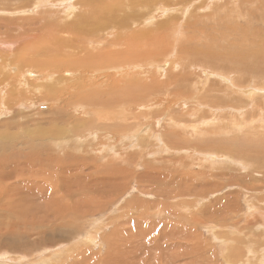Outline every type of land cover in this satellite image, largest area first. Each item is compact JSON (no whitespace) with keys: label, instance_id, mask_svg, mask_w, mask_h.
Here are the masks:
<instances>
[{"label":"rangeland","instance_id":"1","mask_svg":"<svg viewBox=\"0 0 264 264\" xmlns=\"http://www.w3.org/2000/svg\"><path fill=\"white\" fill-rule=\"evenodd\" d=\"M40 1L0 2V46L2 47L1 42L12 44L4 50V53H2L3 49H0V76H4V79L0 77V101L2 100L0 109L3 110L2 112L0 110V163L8 166L19 162L23 167L29 163V157L37 161L35 158L38 154L41 153L45 158L47 155L48 159L53 160L48 162L47 166H40L41 169L38 167L37 169L45 170L53 178V181L49 178L53 186L59 185L58 191L53 190L55 199L52 197V200H46L39 195L35 197L31 193L33 198L29 194V197L25 195L26 198L23 196L24 199L21 197L19 200H27L25 203L34 201L32 205H44V203L46 205V201L58 200L60 207L68 202L71 204L73 201L70 206H64L66 209L75 207V201L84 200L88 204L91 202V205L83 207L89 210H86L84 213L86 216L80 219L66 215L62 223L52 221L50 225L43 223L42 227H31V225L19 227L17 230L20 235L16 237V240L30 237V239L35 238L40 244L37 247L26 245L22 248L17 245L11 247L0 245L1 249L8 252V255H4L5 257H0L3 258L0 259V264L233 263L230 259L231 248L221 252L224 240L232 243L235 264L244 260L245 248H252L254 253L250 264H264L263 261L257 262L261 254L264 256V94L252 97L251 95L242 96L235 89L253 87L264 90V0H129L139 2L146 10L151 11L153 10L152 2L155 1L162 5L159 11L161 9L166 11L164 15L156 18L157 20L152 18L150 27L155 29L156 36L152 35V37H156L155 46L157 45L156 48L159 49L156 65L163 68V73L151 68L143 70L145 75L142 77L148 74L147 79L141 80L138 86L140 79H137L136 83L134 80L129 82L128 79L122 81L120 73L116 75L118 73L109 72V84L102 78L101 81L97 80L101 83L102 88L98 87L100 89L89 88L95 78L86 76L85 70L80 68L76 70L72 65H68L69 67L65 65L66 67L63 68L58 66L60 59L56 54L59 50L58 44V46L54 44L55 49L49 50L51 52L48 57L44 56L46 53L44 46L39 49L32 48L33 45L37 46L36 41L33 42L34 36L41 37V41L46 42L43 36L47 35L46 29L50 22H62L67 28V25L74 22L73 17L78 14L77 10H71V8L79 0ZM123 2L127 3L128 0ZM58 11H61L63 15ZM69 12L71 13L68 15ZM47 22L49 23L46 26ZM161 23L165 24L162 29ZM169 27L173 30L171 31ZM95 45L96 43L93 44ZM31 48L37 52L32 53L33 51L29 50ZM25 51L29 53L26 59L23 57ZM77 51L78 49L73 56L81 66L80 60L83 55L78 54ZM28 57L32 60L31 62ZM33 60L38 63V66L33 63ZM52 60L55 62L52 63ZM39 62H42V66L47 69L41 68ZM165 62L169 65L167 66ZM51 63L54 65L52 66ZM47 71L51 75L46 73ZM28 72L35 75L27 76ZM65 72H69L70 77ZM168 75L171 77L172 86L168 82ZM172 77L184 79L180 81L181 87L179 86L178 90L185 94L189 102L185 101V96L180 95L173 99L178 90L174 88L172 82H175V79ZM19 81L25 84L20 85ZM127 81L129 83H125ZM16 82L18 84L14 86ZM57 83H61L60 96L62 92V96H66L63 98L67 101L65 102L71 104L68 114L63 119L55 118L56 109L63 114L65 112L64 106L62 109L55 107V103H58L55 102L57 94H59ZM88 83L90 85L86 86ZM10 85V88L16 90L15 92L13 90L10 92L8 89ZM83 89L85 93L77 92ZM145 89L149 91L147 94L144 93ZM110 90L128 94V98L133 96L138 103L153 104L146 106L145 110L134 108L132 112L125 113L126 130H118L117 127L108 130V134H111L110 136L114 139L112 141L109 135H105L106 130H92L98 122L99 128L104 129L99 120H102V125H107V121L111 125L115 122L119 123L116 112H121V108L118 107L115 97L111 95L113 92L108 94ZM66 91L78 95L70 96ZM134 91L136 93H132ZM16 92L19 93L14 94ZM107 94L111 96L108 97ZM90 95L97 98L99 96V98L91 101ZM48 96L50 100H46ZM23 98L28 99L22 106L17 105L16 100ZM27 101L30 103L28 104ZM9 102L10 105H8ZM74 103L80 107L74 108ZM91 103H94L93 105L102 103V108L94 106L98 108L96 110ZM31 104L34 106L32 107ZM109 105L111 114L107 112ZM7 107L11 109V112L5 111ZM23 109L25 111H21ZM109 115L115 117L109 120ZM97 116H99L98 121ZM154 120L159 122L157 128L150 126L151 122L154 127ZM9 125L18 127L8 130ZM181 126H186V129L182 130ZM132 127H135L136 132L131 129ZM31 131L33 135L30 134V136H34V139L29 137ZM48 132H55L56 135L51 136ZM95 132L100 133L92 140L84 141L83 137L80 143L78 136ZM5 133L8 135L3 136ZM34 133L37 135L35 136ZM119 135L123 137L121 141H118ZM153 135L158 139H152ZM128 138L132 140L129 139V141ZM29 141L35 143L36 145H33L36 148L30 149ZM54 141L56 144L53 143ZM15 143H17V146H14L16 149L12 146ZM41 145L44 146L41 148ZM137 146L146 147L141 156L138 155L140 153L137 152ZM92 149L97 151V154H90ZM15 150L23 151V157L19 160H15L18 156ZM114 150H118L123 159L125 157L124 164L118 162L119 157L111 158ZM2 153L4 154L1 156ZM125 154L130 156L131 161ZM208 155L215 156L216 159L208 157L205 161L204 157ZM253 156L256 160L252 158ZM137 162L140 166H132ZM28 170L23 167L24 173ZM29 173L27 172L26 175L29 176ZM100 178L104 181L111 180L119 191L104 193L106 195H100L93 201L88 192H91L93 196L98 195L99 192L102 193L96 188V182ZM0 187H2L1 183ZM61 192L65 193L64 196ZM73 196L75 199L72 198ZM136 199L141 203L137 210H133L134 208L128 205ZM104 201L108 203L100 205ZM57 203L53 209L47 211L49 214L57 208ZM77 207H79L78 204ZM93 207H96L98 211ZM100 207L105 209V213L89 215L92 211V215L97 214L101 210ZM34 214L40 217L39 213ZM93 219L101 226V229L97 231L93 229L91 237L94 238V244L92 242L76 244L75 242L83 239L84 235L81 236V234L89 230L88 224ZM57 230L70 231L73 236L63 239H52L53 237L48 236L44 240L40 237L44 233L50 235ZM0 236L4 235L0 234ZM57 240L61 241L57 242ZM223 247H225L224 244ZM13 250L19 254L11 253ZM23 256L24 258H19ZM7 259L10 261L6 262Z\"/></svg>","mask_w":264,"mask_h":264},{"label":"bare ground","instance_id":"2","mask_svg":"<svg viewBox=\"0 0 264 264\" xmlns=\"http://www.w3.org/2000/svg\"><path fill=\"white\" fill-rule=\"evenodd\" d=\"M15 1H20V0H0V2H15ZM40 1V0H39ZM55 1H58V0H55ZM156 1V0H155ZM153 1L152 2V8L153 10H146L143 5L139 2H135V1H129L126 3V2H123V0H79L78 2L74 3L73 7L71 8V10L75 9L77 10L76 12H78V14L76 16H74V20L72 19V21H76L74 24H69L67 25V28L66 26L62 23V22H56L54 21L53 22H47L46 23V26L48 24V28L46 29V33L47 35L44 37L43 36V40H46V42L44 41H41V37L40 38H37V36H34L32 37L34 39L33 42L36 41V45H33L32 48H40L41 46H44L46 48V53L44 56H47L48 57V54L51 52L49 51L50 49H53L54 47V44H58L59 45V50H55L57 51L56 54L58 55V57L60 58L58 63L60 67H66L68 65H72L74 68H76V70H85L86 71V76H89V78H95L94 79V82L92 84L91 87H89L90 89H100L102 87H100L101 83L100 82H97L98 79H100L101 81V78L103 81H106L108 82V77H110L108 75L109 72H114L113 74L115 73H118L116 75H119V73L121 74L122 76V81H125L126 79L129 80H134L135 83H136V80L137 79H140L138 82V86H140L139 84H141V80L142 81H145L144 79H147L146 76L145 77H142L145 75V72L143 70H146L147 68H151V69H154L155 71H158L160 70L162 72L163 68L159 65H156V61H157V52L159 49L156 48L155 44H157V41H156V37H152V35H155V29L153 28H150L152 26L151 24V19L153 18L154 20L156 18H158L159 16L161 17V15H164V13L166 11H164L165 9H161L159 11L160 8H162V5L158 4L157 2ZM41 2V1H40ZM64 2V1H63ZM148 2V1H147ZM150 2V1H149ZM155 2V3H154ZM72 4V2H70ZM38 4V3H37ZM41 4V3H40ZM148 6V5H147ZM66 7V6H65ZM155 10V11H154ZM57 12V11H56ZM62 13L64 12L62 10L61 11H58V13ZM67 12V11H65ZM73 12V11H71ZM69 12L68 15L71 13ZM50 13V12H49ZM52 14V13H51ZM57 14V13H55ZM74 14V12H73ZM76 14V13H75ZM46 15V13H45ZM49 15V14H48ZM63 15V13L61 14ZM61 15H59V17L61 18L62 20V17ZM50 16V15H49ZM48 16V17H49ZM55 16V15H54ZM66 16V15H65ZM71 16V15H70ZM45 17V16H44ZM69 17V16H68ZM68 19V18H67ZM65 19V20H67ZM60 20V19H59ZM70 20V19H69ZM157 20V19H156ZM45 21V20H44ZM53 21V20H52ZM71 23V21H68ZM35 23V22H34ZM160 24V23H159ZM155 26V25H153ZM165 24H162L161 23V29L164 28ZM134 27V28H133ZM169 29L172 31L173 29H171V27H169ZM167 31V30H166ZM177 32V31H176ZM168 33V32H167ZM8 34V33H7ZM169 34V33H168ZM172 35V34H171ZM175 35V34H174ZM42 36V35H41ZM66 37V38H65ZM178 38V37H177ZM154 40V41H153ZM21 41V40H20ZM76 42V44H75ZM2 43V47L0 46V49H3L2 53H4V50L8 48V46L10 47L11 45L8 43V42H5V44ZM26 43V42H25ZM95 46H93V44H95ZM24 44V43H23ZM162 44V43H161ZM30 45V44H29ZM40 45V46H39ZM55 45V47H57ZM93 46V47H90V46ZM24 46V45H23ZM31 46V45H30ZM23 48V47H22ZM28 48V47H27ZM29 49L30 51H33L32 53L34 52H37L34 50ZM55 49V48H54ZM76 49H78L77 52H79L78 54H82L81 55V60H80V64L81 66L78 65V63L75 61L74 59V56L73 54L76 53ZM11 50V49H10ZM9 50V51H10ZM26 50V48H25ZM28 50V51H29ZM95 50V51H94ZM24 51V49L22 50ZM29 51V52H30ZM53 51V52H55ZM15 52V51H14ZM13 52V53H14ZM11 53V52H10ZM6 54V53H5ZM23 54V53H22ZM115 54V55H113ZM26 55H29L28 52L25 51L23 57L24 59H26ZM76 55V54H75ZM161 55V54H160ZM77 58V57H76ZM2 59V58H1ZM29 59V57H28ZM52 59H55V58H52ZM4 60V59H3ZM2 60V61H3ZM23 60V59H22ZM21 60V61H22ZM30 60V59H29ZM7 61V59H6ZM32 60H30L29 62H31ZM45 61V60H44ZM52 63H54L55 61H51ZM79 62V61H78ZM9 63V62H8ZM26 63V62H25ZM33 63H35V65L38 66V63L37 62H34L33 60ZM41 63V64H40ZM48 63V62H47ZM51 63V64H52ZM166 63V62H165ZM39 64L42 66V62H39ZM46 64V63H45ZM56 64V63H55ZM158 64V63H157ZM24 65V63H23ZM32 65V64H30ZM29 65V66H30ZM39 65V66H40ZM54 64H52L53 66ZM66 65V66H65ZM166 65L168 66L169 64L166 63ZM34 66V65H33ZM36 67V66H35ZM57 67V65H56ZM69 67V66H68ZM32 68V66H31ZM41 68H44V69H47L45 67H41ZM72 68V71H74ZM59 69V68H58ZM50 70V69H49ZM54 70V69H53ZM57 70V69H56ZM67 70V69H66ZM141 70V71H140ZM169 70V69H168ZM143 71V72H142ZM49 71H47L46 73H48ZM55 72V71H54ZM57 72V71H56ZM150 72V71H148ZM165 72V71H164ZM52 73V72H51ZM59 73V72H58ZM63 73V72H62ZM74 73V72H73ZM83 73V71H82ZM85 73V72H84ZM163 73V72H162ZM171 73V72H170ZM183 73V72H182ZM9 74V73H8ZM49 74V73H48ZM56 74V73H55ZM66 75H68L70 77V73L69 72H65ZM165 74V73H164ZM4 75V74H3ZM23 75V74H22ZM30 75V76H34L35 74L31 73V72H28L27 73V76ZM51 75V74H49ZM60 75V74H59ZM175 75V74H174ZM24 76V75H23ZM55 76V75H54ZM75 76V75H73ZM85 76V77H86ZM169 76V75H168ZM167 76V79H168V82L169 84L172 86L171 84V77ZM178 76V75H176ZM188 76V75H187ZM2 77V76H0ZM4 77V76H3ZM2 77V78H3ZM55 77H59L58 75L55 76ZM66 77V76H64ZM83 77V76H82ZM154 77V76H153ZM21 78H23L21 76ZM54 78V77H52ZM71 78H72V75H71ZM75 78V77H73ZM166 78V77H165ZM173 78V77H172ZM4 79V78H3ZM19 79V78H18ZM65 79V78H64ZM70 79V78H69ZM116 79V78H115ZM150 79V78H148ZM173 79H175V82H172L174 84V88L176 87L177 90L179 89V86L181 87V83L180 81H184L183 78H178V77H174ZM186 79V78H185ZM7 80V79H6ZM9 80V79H8ZM7 80V81H8ZM20 80V79H19ZM24 80V79H23ZM57 80V78H56ZM84 80V79H83ZM152 80V79H151ZM150 80V81H151ZM156 80V79H155ZM1 81V80H0ZM21 81V80H20ZM20 85H24L25 83H21L23 81H21ZM31 81V80H30ZM52 81V80H51ZM62 81V80H61ZM66 81V80H65ZM72 81V80H71ZM91 81V79H90ZM121 81V82H122ZM125 82V83H129V82ZM133 81V82H134ZM147 81V80H146ZM8 82H12L11 80H9ZM49 83V82H47ZM51 83V82H50ZM62 83V82H61ZM61 83H57V88H58V93L57 94V98H56V101L55 102H58V103H55V107L56 108H61L64 106V114L62 111H59L56 109L55 111V118H62L64 116H66L68 114V109L70 108L71 104H67L66 100H64L63 98L66 96H62L63 93L61 92V96H60V89L59 87L61 86ZM85 83V81H84ZM112 82H110L111 84ZM132 83V82H131ZM155 83V82H154ZM18 83L16 82V84H14V86H16ZM28 84V83H27ZM67 84V83H66ZM72 84V83H71ZM75 84V83H74ZM109 84V82L107 83ZM106 84V86H107ZM149 84V83H148ZM90 84L88 83L86 86H89ZM112 85V84H111ZM130 85V84H129ZM143 85V84H142ZM146 85V84H144ZM158 85V84H157ZM156 85V86H157ZM184 85V84H183ZM13 86V85H12ZM52 86V85H51ZM81 86V84H80ZM79 86V87H80ZM153 86V85H152ZM162 87H165V85L163 86L161 84ZM160 86V87H161ZM11 85L9 86L8 89H10V92L11 90H15V89H12L10 88ZM26 87V86H25ZM29 87V86H28ZM31 87V86H30ZM42 87V86H41ZM50 87V86H49ZM84 87V86H83ZM100 87V88H98ZM107 87H110L109 85ZM117 87V86H116ZM128 87V86H127ZM147 87V85H146ZM155 87V86H154ZM5 88V89H7ZM15 88V87H14ZM27 88V87H26ZM81 88V87H80ZM132 88V87H130ZM138 88V87H137ZM159 88V87H158ZM186 88V87H185ZM20 89V88H19ZM35 89V88H34ZM48 89V88H47ZM64 89V88H63ZM79 89V88H78ZM110 89H112V87H110ZM155 89V88H154ZM157 89V88H156ZM195 89V88H193ZM237 89L236 92L240 95H245V96H248V95H251V97L253 95H260V94H264V90H262L261 88H253V87H247V88H235ZM24 90V89H23ZM32 90V89H31ZM37 90V89H36ZM42 90V89H41ZM76 90V89H75ZM122 90V89H120ZM133 90H136V89H133ZM138 90V89H137ZM153 90V89H152ZM184 90V89H183ZM189 90V89H188ZM192 90V89H191ZM7 91V90H6ZM16 91V90H15ZM14 91V92H15ZM26 91V90H25ZM34 91V90H33ZM46 91V90H44ZM43 91V92H44ZM49 91V90H48ZM85 89L81 90V91H78L77 92H84ZM102 91V90H101ZM104 91V90H103ZM115 91V89H114ZM126 91V90H125ZM129 91V90H128ZM143 92V90H141ZM147 91L148 89H145V94H147ZM156 91V90H155ZM161 91V90H160ZM182 91V90H181ZM39 92V91H38ZM86 92H88V90H86ZM113 91L110 90V93H112ZM117 92H118V89H117ZM117 92H113L111 95H113V98L115 97V101L118 102V107L121 108V112L117 111V115L118 116V121L119 123L116 124L117 122H115L113 125L111 124H108V121H107V125H102L103 122L102 120H99L100 123H101V127L103 126L104 129H100L99 127V122L96 124V126L92 129V130H106L105 132V135H109V139L112 141L114 140L110 135L111 134H108L109 133V129L112 128V127H117L116 129L118 130H126L125 126H126V122L124 121L126 119V117L124 116L125 113L127 114L128 111L132 112V110L134 108H139V109H143L145 110L146 109V106H151L153 104H149L147 105V103H144L143 102H140L138 103V100L135 99V97H130L128 98V94H125V93H117ZM149 92V91H148ZM188 92V91H187ZM19 92H16L14 94H17ZM25 93V92H24ZM29 93V92H28ZM46 93V92H44ZM55 93V92H54ZM57 93V92H56ZM66 93H69L70 96H72L73 93H70L69 91H66ZM64 93V94H66ZM85 93V92H84ZM92 93V92H91ZM89 92V94H91ZM104 93H106L104 91ZM127 93V92H126ZM132 93H136L135 91L132 92ZM5 94V93H4ZM30 94V93H29ZM28 94V95H29ZM38 94V93H37ZM77 94V93H76ZM75 93L73 94L74 97H76ZM89 94H87L89 96ZM94 94V93H92ZM107 94V95H108ZM131 94V93H130ZM153 94V93H152ZM151 94V95H152ZM40 95V94H39ZM46 95V94H45ZM44 95V96H45ZM104 95V94H103ZM111 95H108V97H110ZM141 95V94H139ZM154 95V94H153ZM185 96V94H183L182 92H180L178 90L176 96H173V99L174 97H177V96ZM6 96V95H4ZM8 96V95H7ZM52 96V94H51ZM56 96V95H55ZM92 98L91 101H94L97 97L93 96V95H90ZM105 96V95H104ZM19 97V96H18ZM28 97V96H27ZM49 97V96H48ZM68 97V95H67ZM87 97V96H86ZM102 97V95H101ZM107 97V96H106ZM153 97V96H152ZM7 98V97H6ZM17 98V97H16ZM25 98V97H24ZM17 99L16 100V103L17 105H23V103L26 102V100L28 99ZM82 98V97H80ZM99 98V96H98ZM97 98V99H98ZM144 98V97H143ZM150 98V97H149ZM185 98V101L186 102H189L187 99H186V96L184 97ZM33 99V98H31ZM44 99V98H43ZM46 99V98H45ZM50 100L51 98H47L46 100ZM55 99V98H54ZM77 99V98H76ZM89 99V98H88ZM147 99V97H146ZM168 99V98H167ZM15 100V99H14ZM69 100V99H67ZM81 100V99H80ZM102 100V99H101ZM153 100V99H152ZM151 100V101H152ZM2 101V100H1ZM0 101V102H1ZM8 101V100H7ZM31 101V100H30ZM39 101V100H38ZM52 101V100H51ZM66 101V102H65ZM110 101V100H109ZM11 102V101H10ZM10 102L8 105H10ZM13 102V101H12ZM28 102V101H27ZM41 102V101H40ZM43 102V101H42ZM49 102V101H48ZM73 102V101H72ZM89 102V100H88ZM97 102V100H96ZM116 102V103H117ZM150 102V101H149ZM153 102V101H152ZM151 102V103H152ZM158 102V101H157ZM161 102V101H160ZM15 103V102H14ZM30 102H28L29 104ZM80 103V102H79ZM107 103V102H106ZM115 103V102H114ZM112 103V104H114ZM27 104V103H26ZM37 104V103H36ZM35 104V105H36ZM87 104V103H86ZM92 105L94 103H91ZM90 104V105H91ZM74 108L75 106H77V108H79L80 106L77 104V103H74ZM81 105V104H80ZM198 105V104H197ZM202 105V104H201ZM20 106V107H21ZM32 106V104H31ZM34 106V105H33ZM32 106V107H33ZM83 106V105H82ZM94 106H97L99 108H102V103L99 104V105H93ZM168 106V105H167ZM165 106V107H167ZM4 108H6L5 106H3ZM2 107V108H3ZM14 107V106H13ZM84 107V106H83ZM114 107V106H113ZM117 107V108H118ZM162 107V106H161ZM201 106H199L200 108ZM3 108V109H4ZM18 108V107H17ZM24 108V106H23ZM76 108V109H77ZM88 108V107H86ZM85 108V109H86ZM92 109V107H90ZM95 108V107H94ZM108 110V114H111L110 111L111 109V106H107ZM164 108V107H163ZM204 108V107H203ZM89 109V108H88ZM96 110H98V108H95ZM170 109V108H169ZM206 109V108H205ZM1 110V109H0ZM11 109H9L7 107V109H5V111H7L8 113L11 112L10 111ZM20 110V108H19ZM79 110V109H78ZM81 110V109H80ZM142 110V111H143ZM3 110H1L2 112ZM21 111H25L24 109L21 110ZM28 111V109H27ZM86 112V110H84ZM93 111V110H92ZM103 112V110H101ZM116 111V110H115ZM140 111V110H139ZM91 112V111H89ZM96 112V111H95ZM100 112V111H98ZM18 113V112H17ZM72 113V112H70ZM69 113V114H70ZM78 113V112H77ZM98 113L96 112V115ZM104 114V112H103ZM153 114V113H151ZM72 115V114H71ZM74 115V114H73ZM142 115V113H141ZM150 115V114H149ZM1 116V115H0ZM87 116V115H86ZM91 116H92V113H91ZM90 116V117H91ZM95 116V115H94ZM107 116V115H106ZM109 120H112L113 117H115L114 115H109ZM20 117V116H19ZM77 117V116H76ZM98 117L97 116V121H98ZM125 117V118H124ZM148 117V116H147ZM15 118V117H14ZM78 118V117H77ZM92 118V117H91ZM96 118V117H95ZM102 118V117H101ZM144 118H146L144 116ZM193 118V117H192ZM16 119V118H15ZM45 119V118H44ZM94 119V118H93ZM104 119V118H103ZM153 119V118H152ZM194 119H197V118H194ZM17 120V119H16ZM69 120V119H68ZM79 120V119H78ZM144 120V119H143ZM148 121H150L148 118H147ZM161 120V119H160ZM58 121V120H57ZM96 119L94 120V123H95ZM145 121V120H144ZM147 121V122H148ZM196 122V120H194ZM4 122V121H3ZM63 122V121H62ZM86 122V121H85ZM105 122V120H104ZM146 122V123H147ZM173 122V121H172ZM1 123V122H0ZM48 123V122H47ZM70 123V122H69ZM159 122H156L154 120V127L152 125V123L150 122V126L152 128H155L157 126ZM161 123V122H160ZM64 124V123H63ZM66 124H67V121H66ZM140 124V123H139ZM162 124V123H161ZM70 125V124H69ZM167 125V124H166ZM65 126V125H64ZM168 126V125H167ZM15 127H18V126H11L9 125L7 127L8 130H11V129H16ZM91 127V125H90ZM137 127V126H136ZM4 128V127H3ZM138 128V127H137ZM157 128V127H156ZM159 128V126H158ZM175 128V127H174ZM6 129V128H5ZM80 129V128H79ZM132 130L135 129V127H132L131 128ZM130 129V130H131ZM181 129H186V126H181ZM3 130V129H2ZM82 130V129H81ZM84 130V129H83ZM86 130V129H85ZM136 130V129H135ZM134 130V131H135ZM171 130V129H170ZM1 131V130H0ZM16 131V130H14ZM56 131V130H55ZM13 132V131H12ZM50 132V131H49ZM48 132V133H49ZM53 132V131H52ZM57 132V131H56ZM80 132V130H79ZM84 132V131H83ZM93 132V131H91ZM136 132V131H135ZM152 132V131H151ZM187 132V131H186ZM196 132V131H194ZM43 133H47V132H43ZM55 133V132H54ZM54 133H49L51 134V136H54L56 134ZM100 133V132H99ZM99 133L95 132V133H88L86 136H81L79 138V141L81 143L82 141V138L84 139V141L88 140V139H94L97 134L99 135ZM30 134L33 135L32 131L29 133V137H32V135L30 136ZM41 134V132H40ZM6 133L3 135L5 136ZM8 135V134H7ZM6 135V136H7ZM35 135V133H34ZM37 135V134H36ZM35 135V136H36ZM61 135V134H60ZM75 135V134H74ZM78 135V133H77ZM114 135V134H113ZM149 135V134H148ZM187 135V134H186ZM41 136V135H40ZM43 136V135H42ZM192 136L194 137L195 135H193L192 133ZM39 137V136H37ZM36 137V138H37ZM57 137V136H56ZM76 137V136H75ZM100 138V136H98ZM111 137V138H110ZM153 138L152 139H158L156 138V136H152ZM34 139V136L32 137ZM45 138V137H43ZM102 138V137H101ZM106 138V137H105ZM117 138H120V140L118 141H121V139L123 138L121 135H119V137ZM41 139V138H40ZM98 139V138H97ZM125 139H127L125 137ZM131 139V138H128V140ZM137 139V138H136ZM48 140V139H47ZM78 140V139H77ZM108 140V138H107ZM132 140V139H131ZM160 140V139H159ZM16 141V139H15ZM12 140V142H15ZM52 141V140H51ZM130 141V140H129ZM128 141V142H129ZM136 141V140H135ZM30 142V141H29ZM28 142V143H29ZM103 142V141H102ZM138 142V141H137ZM145 142V141H144ZM143 142V144H144ZM6 143V142H5ZM4 143V144H5ZM32 143V144H31ZM46 143V142H45ZM53 143L56 144V141H54ZM133 143V142H132ZM30 146L29 148L30 149H33L34 145H36L35 143L33 142H30L29 143ZM34 144V145H33ZM109 144V143H108ZM111 144V142H110ZM109 144V145H110ZM126 144V143H125ZM129 144V143H128ZM136 144V143H135ZM157 144V143H156ZM194 144V143H193ZM19 145V144H18ZM63 145V144H62ZM83 145V144H82ZM123 145V144H121ZM131 145V144H130ZM138 145V143H137ZM146 145V144H145ZM192 145V144H191ZM13 147L14 146H17V143L13 144L12 145ZM11 146V147H12ZM42 146L44 145H41V148ZM54 146V145H53ZM60 146V145H59ZM68 146V145H67ZM125 147L127 146L124 145ZM123 146V147H124ZM12 147V148H13ZM92 147V146H91ZM104 147V146H103ZM108 147V146H107ZM204 147V145L202 146ZM15 148V147H14ZM28 148V149H29ZM36 148V147H34ZM40 148V149H41ZM85 148V147H84ZM105 148V147H104ZM114 148H116L114 146ZM137 152H139L140 154H138L139 156L142 155V152L144 153L146 150V147H140V146H137ZM208 148V146L206 147ZM16 149V148H15ZM19 149V148H18ZM39 149V151H40ZM60 149V148H59ZM103 149V148H102ZM124 149V148H123ZM8 150H11V149H8ZM13 150V149H12ZM11 150V151H12ZM76 150V149H74ZM87 150V149H86ZM104 150V149H103ZM122 150V149H121ZM129 150V149H127ZM164 150V149H163ZM205 151V148L203 149ZM61 151V149H60ZM63 151V149H62ZM68 151V150H67ZM70 151V150H69ZM136 151V150H135ZM9 152V151H7ZM23 152V151H22ZM19 150H15V154L18 155L17 158H15V160H19V158L23 157V153ZM36 152V151H35ZM42 152V151H41ZM57 152V151H56ZM72 152V151H71ZM126 152V151H124ZM11 153V152H10ZM64 153V152H63ZM93 153V154H97V151L95 152L94 149H92L90 151V154ZM100 153V151H99ZM128 153V152H127ZM133 153V152H132ZM131 153V154H132ZM192 153V152H190ZM4 153L1 154V156L3 155ZM59 154V153H57ZM70 154V153H69ZM112 154V153H111ZM135 154V153H134ZM132 154V155H134ZM25 155V154H24ZM37 155V154H36ZM75 155V154H74ZM127 155V154H125ZM30 156V155H29ZM42 156V157H41ZM97 156V155H96ZM124 156V155H123ZM128 156V155H127ZM7 157V156H6ZM4 157V158H6ZM28 157V155H27ZM34 157V156H33ZM65 157V156H64ZM95 157V156H94ZM119 157V158H118ZM130 156L127 157V159L129 158ZM204 157V156H203ZM210 157V159L214 158L216 159L215 156H212V155H208L206 157H204V160H208L206 158ZM30 161L27 165H24L23 167L24 168H28L29 170L26 171L25 173L23 172V167L21 166V164L19 162H17V164H13L12 161H11V164L13 165H2V163H0V165H2V167L0 168V183L2 185V187H0V234L1 235H4V236H0V245H6V246H20L21 248L22 247H26V245H29V246H32V247H37L38 244L40 243H37V240L34 238V239H30V237H24V238H21L19 241L16 240V237H19V232H18V228L21 227V226H27V225H31V227H42L44 226L43 223H46V224H51L52 221H54L55 223L59 222V223H62V220L65 219L66 215H70L71 217H75L77 219H80L86 215H84V213L86 212V210H89L88 208H83L84 206L86 205H91V202L90 204L86 203L84 200L78 202V201H75L76 202V205L75 207H71L69 209H66L64 206H70L73 201L71 202V204L68 202L66 203L65 201V205H63V202H62V207H60L59 205V201L57 203V201L55 202H51V201H46L47 204L45 205H32L34 204L33 202H27L25 203L26 201L22 200L20 201L19 199L25 195H28L27 197H29V194L30 196L32 197L31 193H33V195H39L42 197V199H46V200H49L51 199L52 200V197L54 198L53 196V190L55 189V191H58L59 190V185L57 187L53 186L51 183H50V179L51 180L53 179L52 177H50L46 172L45 170H39L37 169L40 168V166L42 167H45L47 166V163L50 161H52L51 159H48V156L46 155V158L45 156L43 157V155L38 154L37 155V158H35L37 161H34L32 159V157H29ZM68 158V157H67ZM111 158H118V162H123L124 159L122 158L121 156V153L119 152L118 153V150H114L113 152V157ZM252 158L255 159V156H253ZM257 158V157H256ZM66 159V158H65ZM113 159V161H114ZM130 159V158H129ZM128 159V160H129ZM209 159V160H210ZM49 160V161H48ZM126 160V159H125ZM134 160V159H133ZM141 160V159H140ZM256 160V159H255ZM131 161V159H130ZM9 162V161H8ZM27 162V160H26ZM37 162V163H36ZM134 162H136L134 160ZM10 163V162H9ZM53 163V162H51ZM88 163V162H87ZM129 163V162H128ZM133 163V162H132ZM79 164V163H78ZM119 164V163H118ZM124 164V162L122 163ZM63 165V164H62ZM50 166V165H49ZM132 166H135V167H138L140 166V163L137 162L136 165L134 163V165L132 164ZM41 169V168H40ZM50 169V168H49ZM61 169V168H60ZM56 170V169H55ZM112 170V169H111ZM60 171V170H59ZM27 172H30L29 176L26 175ZM47 172H48V169H47ZM58 172V171H56ZM24 173V174H22ZM49 173V172H48ZM145 174V173H144ZM148 174V173H147ZM54 175V174H53ZM103 175V174H102ZM110 176L112 174H109ZM49 176V177H48ZM52 176V175H51ZM55 176V175H54ZM61 176V175H60ZM67 176V175H66ZM108 176V175H107ZM72 177V176H71ZM102 177V176H101ZM146 177V176H145ZM74 178V177H73ZM58 179V178H57ZM103 178H100L97 180L96 182V185H97V191L99 192L101 190L102 193H98V195H91L90 193L91 192H88L90 199H92L93 201L100 197V195L102 196L104 193L108 194V193H113L115 191H119L117 190L118 187H115V185L113 184V182L110 181H104L102 180ZM55 180V178H54ZM11 181V182H10ZM34 181H38L39 183H36ZM53 181V180H52ZM56 181V180H55ZM74 181V180H73ZM9 182V183H8ZM58 182V181H57ZM56 182V183H57ZM69 182V181H68ZM77 182V181H76ZM55 183V182H54ZM59 183V182H58ZM66 184V182H63ZM62 184V183H61ZM69 184V183H68ZM76 184V183H75ZM86 184H89V183H86ZM85 185V184H84ZM83 185V186H84ZM90 185V184H89ZM80 186V185H79ZM68 187V186H67ZM76 187V186H75ZM86 187V186H85ZM88 187V186H87ZM95 187V186H93ZM125 187V186H124ZM33 188V190H32ZM70 188V187H69ZM83 188V187H82ZM121 188V187H120ZM65 189V188H64ZM86 189V188H85ZM95 189V188H93ZM68 190V189H67ZM90 191H92L91 189H88ZM104 190V191H102ZM34 191V192H32ZM54 191V192H55ZM87 191V190H86ZM85 191V192H86ZM93 192V191H92ZM166 192V191H164ZM56 193V192H55ZM60 193V192H59ZM62 193V192H61ZM65 194V193H62V195ZM72 194V192H71ZM94 194V193H93ZM104 194V195H106ZM59 195V194H58ZM73 195V194H72ZM80 195V194H78ZM77 195V197H78ZM119 195V194H118ZM162 195V194H161ZM61 196V194H60ZM64 196V195H63ZM69 196V195H68ZM18 197V199H17ZM36 197V196H35ZM105 197V196H103ZM121 197V196H120ZM164 197V196H163ZM26 198V196H25ZM33 198V197H32ZM30 198V199H32ZM74 198V196L72 197ZM24 199V198H23ZM29 199V198H28ZM36 199V198H35ZM33 199V200H35ZM39 198V200H42ZM55 199V198H54ZM75 199V198H74ZM85 199H86V196H85ZM106 199V198H105ZM169 199V198H168ZM81 200V198H80ZM173 200V199H172ZM20 201V202H19ZM84 201V202H83ZM87 201V200H86ZM111 201V200H110ZM36 202V201H35ZM42 203V202H41ZM57 203V208L54 209L53 213L49 214L47 211L49 209H53V206ZM100 203V202H99ZM106 201L104 202H101L100 205H106ZM141 201L137 200L133 203H131L130 206L131 208H134L133 210H137V207H139L138 205H140ZM77 204L79 205L80 207V204H82V206L79 208L77 207ZM92 206H94L92 204ZM91 207V206H90ZM104 207V206H103ZM83 208V209H82ZM94 208V207H93ZM96 208V207H95ZM94 208V209H95ZM101 208V207H100ZM105 208V207H104ZM102 209L97 213V214H93V211L91 214V216H96V215H99L101 214L102 212H104L105 209ZM129 208V207H128ZM130 208V209H131ZM58 209V210H57ZM125 208H123L124 210ZM57 210V211H56ZM83 210V211H82ZM97 210V209H95ZM157 210V208H156ZM98 211V210H97ZM39 213L40 214V217H36L34 213ZM50 212V211H49ZM159 212V211H158ZM105 213V212H104ZM103 214V213H102ZM111 216V215H110ZM88 217V216H87ZM86 217V218H87ZM92 218H95V217H92ZM52 219V220H51ZM71 219V218H70ZM98 219V218H97ZM113 221V220H112ZM89 225V230L88 231H85L82 235L83 239L80 241V242H75L76 244H79V243H90L92 242V244H94V238H92V233L94 232L93 229H95V231L99 230V228L101 226L98 225V221L96 220H92L91 223L88 224ZM95 225V226H94ZM101 229V228H100ZM41 235V234H40ZM53 237L52 239H63L64 237H72L73 234L70 232V231H61V230H57L53 233H51L50 235L49 234H42L40 237L41 239H45V237ZM79 236V238L81 237ZM18 239V238H17ZM58 241H61V240H57ZM77 241V240H76ZM222 241V240H221ZM56 242V241H55ZM236 243V242H235ZM234 243V244H235ZM223 244L224 246L226 247H223ZM222 244L221 246V252H223L224 250L226 251L227 249H230L231 248V256H230V259L232 260L233 263H230V262H226V264H235L234 261H235V257L232 256V253L234 255V250L233 247H232V243H230L229 241L227 240H224V243ZM239 245V244H238ZM237 247V245H235ZM60 247V246H59ZM245 257H244V260H242V262L238 263V264H250V261L253 259L254 257V253H253V250L252 248H245ZM113 251V250H112ZM11 253L13 254H19L17 251L13 250L11 251ZM247 253V255H246ZM4 255H8V252H5L4 249H1L0 248V257H5ZM40 256V255H39ZM117 256V255H116ZM15 257V256H14ZM18 257V256H17ZM19 258H24L23 257H19ZM17 258V259H19ZM0 259H3V258H0ZM16 259V260H17ZM6 262L10 261L9 259L5 260ZM264 262V256L263 254L260 255V257L258 258L257 262ZM3 262V261H2ZM23 262V261H22ZM11 263V262H10ZM15 263V262H14ZM23 264V263H22ZM260 264V263H259Z\"/></svg>","mask_w":264,"mask_h":264}]
</instances>
